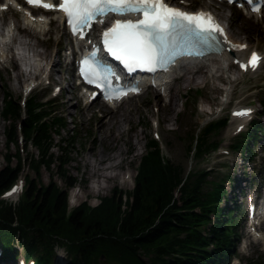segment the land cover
Returning <instances> with one entry per match:
<instances>
[{
    "label": "trees",
    "instance_id": "16d2710c",
    "mask_svg": "<svg viewBox=\"0 0 264 264\" xmlns=\"http://www.w3.org/2000/svg\"><path fill=\"white\" fill-rule=\"evenodd\" d=\"M5 96L1 117L8 123L6 149L18 146L20 122L24 145L37 151L29 159L31 171L40 178L41 168L51 171L55 167L65 186L73 187L77 178H71L65 167L71 160L75 136L62 138L55 145L53 136L59 135L65 124L60 116H51L58 104H45L32 96L22 109L16 100ZM261 104L264 116V102ZM225 124L222 119L194 134L192 156L200 159L217 149L219 145L210 142V137ZM250 126L249 141L264 134L259 121L253 120ZM239 143L242 141L232 147L240 148L251 161L250 147L247 143L239 147ZM53 147L60 154L51 152ZM146 148L133 190L123 194L114 188L96 207L83 203L69 211L65 191L56 184L35 188L32 180L26 181L27 187L16 205L0 201V242L6 256L11 257L14 244L20 242L29 255L37 258V264H51L54 247L59 244L67 249L69 264H100L103 259L110 264H228L238 235L231 219L233 212L217 206L224 193L223 180L210 181L211 173L206 170L185 174L181 166L163 158L151 139ZM18 154L17 149L15 167H10L12 156H0L6 162L0 171V194L19 177L24 160ZM206 186L210 189L204 190ZM256 264H264V259Z\"/></svg>",
    "mask_w": 264,
    "mask_h": 264
},
{
    "label": "rangeland",
    "instance_id": "374dc122",
    "mask_svg": "<svg viewBox=\"0 0 264 264\" xmlns=\"http://www.w3.org/2000/svg\"><path fill=\"white\" fill-rule=\"evenodd\" d=\"M167 1L186 10L196 11L202 9L212 12L227 27V33L232 36L233 41L243 43L250 50L254 48L264 54V17L248 21L249 17L241 11L214 0ZM0 5H3V0H0ZM1 6L0 17L3 15L4 18L3 21H0V40H2L3 35L7 32V26L12 21L19 22L18 31H14L13 33L16 43L12 45L11 50L6 54L4 62L0 63V156H12L10 158L12 163L10 167H15L17 159L14 156L18 149L19 158L24 160L20 164L21 171L18 182H22L23 184L25 180H32L35 188L42 186L43 189L51 184H56L60 190L67 193L68 200H72L75 204L87 203L90 207H95L102 198L110 196L114 188L120 189L123 194L133 190L135 187L134 178L140 158L147 150L146 143L149 139L152 140V138L157 141L155 143L158 148L160 147L163 158L175 165L181 166L185 170V174L190 171L195 173L206 170L211 173L208 179L218 182L222 179L224 180L231 173L232 167H234L235 189H237L238 185V189L234 192V204H241L240 189L246 190L248 180L249 182L258 183V181L264 179L263 142L257 144L255 147H253L251 141L247 143V147H250L256 156L254 158L256 165L253 164L254 162H250L248 157L245 158L242 152L240 155L241 160L239 159V152L231 154L235 150L232 149V146L239 140H242L243 137L241 136L246 137L245 134L249 128L242 129V133L237 136L235 130L239 124L238 121L233 122L229 118L228 123L217 134L211 135L210 142H215L219 145L216 152L206 153L198 159L192 156L195 143L191 144L194 134L197 135L201 131L198 126H204L209 122L225 118L228 116L227 111L229 112L230 109L238 106H250L255 114L254 120L257 118L256 120L264 126V117L261 111V103L264 101V62L259 71L253 74H241L235 67L230 66V70L225 77L215 78L214 81L208 78L206 75L207 67L203 66L201 71L205 74V81H203V78L192 80L189 83L174 81L171 84L168 95L171 99H165L163 94L157 95L153 93V90L149 89L142 96L122 103L116 111L101 108L102 105L97 101L90 106L84 105L79 98L80 92L73 93V100H68L69 103H66L68 96L65 95V92L62 94L61 99L60 96L54 97L58 101V105L53 110L51 116H60L65 122L63 129L58 133L59 135L54 134V143L57 145L60 139H68L72 135L75 136V141L70 149L71 160L65 168L71 178H77V182L73 187H66L65 183L57 176L55 167L51 171L41 168L39 170L40 178H37L28 165L30 156L33 155L35 157L37 155V151L31 145L27 144L25 146L24 142H21L17 147L12 145L10 150L6 149L5 130L8 123L4 122L1 117L4 106L3 102L6 100V94L17 102L24 98L23 87L27 84L23 83L25 78L21 77L18 81H15L14 77L20 68L24 66L23 55L29 61H34L35 58H32V56L35 51L42 54L45 53V55L39 57V59H43V62L36 66V69H42L39 73H47V64L52 58L55 71L51 74V78L53 81L58 80L56 83H62V86L65 87L64 85H67L68 81L70 82L71 80L70 71L66 67L56 64L58 61L53 56L56 51L55 48L59 44L62 47L65 45L69 46L70 44L66 41L64 28L54 14L43 15L48 25L44 31L38 33L34 29L23 26L20 15L15 10L7 9L3 11ZM24 42H30L37 45V47L23 51L20 44ZM224 65L228 66L230 64L225 61ZM215 75L217 77L219 73H215ZM39 79L37 77L35 81L39 82ZM226 79L229 80V86L226 85ZM46 85L47 81L39 82L36 89L26 99L30 96L41 98L46 95L48 92L45 89ZM73 86H69V88L73 89ZM226 87H231V89L228 104L223 108L220 101H225V93L222 89ZM48 96L49 98H53L51 93ZM172 102H175L174 105ZM172 106L174 109H172ZM110 111L120 112L119 114H126L127 111H131V114L128 115L131 121H127V117L122 116V141L119 143L111 142L109 138H106L107 134L100 135L98 133L99 123L109 121V118L106 117V112ZM206 112H215V114L206 117ZM19 126H21L20 122ZM112 132L114 134V130ZM155 134H157L156 137ZM99 138L102 140L99 141ZM242 143H239V147ZM51 152L55 155L60 154L55 147L51 149ZM102 153L105 156V160L100 167L109 165L110 163L118 164L115 170L105 171L107 175H113L114 173L118 177L109 180L107 189L95 194L93 193L92 186H94L96 180L101 179L97 178V176H91L90 166L84 162L88 160L90 164H93L95 159L98 160ZM118 153H120L119 158L112 159V156ZM232 155L233 158L231 159ZM5 166V160L0 157V171ZM26 187L27 184L24 185L23 189ZM209 189L210 187L207 186L204 188V190ZM20 193H18V196ZM15 198L11 197L9 200L14 201ZM233 215H231V219H233ZM210 218L212 219V216ZM233 224H237V227H239L242 223L241 221H235ZM240 237H243L244 240V231ZM5 241L9 244L8 240ZM247 242H249V237L247 238ZM237 243L238 241L235 242V249L232 252V256L234 255L235 257L231 256L228 264H256L259 260L264 259V240L260 246L248 247L245 250L247 256L241 255V249L244 250L242 242L240 241L238 245ZM19 245H21L20 242ZM57 253L58 250L54 252V255L57 256ZM59 253L62 259H64L66 251H59ZM143 259L149 263L147 257H143ZM100 264L110 263L103 259L100 261Z\"/></svg>",
    "mask_w": 264,
    "mask_h": 264
},
{
    "label": "snow or ice",
    "instance_id": "6c2138e0",
    "mask_svg": "<svg viewBox=\"0 0 264 264\" xmlns=\"http://www.w3.org/2000/svg\"><path fill=\"white\" fill-rule=\"evenodd\" d=\"M30 6L45 10H59L64 14L74 35L84 37V29L110 14L115 16H138L139 19H116L111 27L101 33L103 51L123 65L128 73L136 70L156 72L167 69L181 56H202L205 50L227 43L223 28L210 12L185 11L172 7L166 0H59L58 4L47 0H26ZM233 3L234 0H228ZM251 5L252 0H248ZM257 13L259 6H251ZM30 15V14H29ZM218 36L224 37L223 41ZM239 50L246 45H235ZM222 50V49H221ZM93 51L80 61V75L90 85L105 93L106 99H120L129 92H138V87L113 89L112 78L116 73ZM261 57L253 52L242 69H255ZM235 115H248L247 111ZM12 191H16L13 189Z\"/></svg>",
    "mask_w": 264,
    "mask_h": 264
},
{
    "label": "bare ground",
    "instance_id": "6f19581e",
    "mask_svg": "<svg viewBox=\"0 0 264 264\" xmlns=\"http://www.w3.org/2000/svg\"><path fill=\"white\" fill-rule=\"evenodd\" d=\"M3 5L7 7L8 10L10 9H14L16 10L19 15H20V20H21V24L29 29H34L36 30L38 33H41L42 31L45 30V28L47 27V21L45 20V17L43 16H38V17H28L26 16V12L24 10H22L20 8V6L17 4V2L15 0H3ZM259 16H253V17H249L247 20H255L256 18H258ZM4 16L2 15L0 17V21H3ZM19 28V22H11L8 26H7V32L3 35L2 40H0V63L2 64L4 62L5 56L6 54L11 50L12 45H14V43H16V39L13 38V33L14 31H18ZM3 29V28H2ZM20 30V29H19ZM3 31V30H2ZM5 31V30H4ZM229 39L232 40V36L229 34L228 35ZM235 41V40H234ZM236 43V42H235ZM241 45H244L243 43H241ZM20 46H22L21 50L25 51L28 50L29 48L35 49L37 47V45H34L30 42H24L23 44L21 43ZM254 49L252 48L251 50L248 48V46L244 47V50H241L239 52H230V53H223L220 56H210L208 58L199 60V61H193L190 62L188 64H184V65H180L176 70L173 71L171 77H172V83L174 81H180L181 83H189L192 80H197L198 78H203V81H205L204 79V73L203 71H201V68L207 67V71H206V75L208 76V78L210 80H215V78L219 79L221 78V76H225L228 71L230 70V66H232V60L233 59H246L247 55L253 51ZM256 51V50H254ZM232 54V55H231ZM21 55V54H20ZM42 55H45V53H39L37 51H35L33 53L32 58H35L34 61L30 60L27 58L26 56L23 55V65L26 67L28 66V68H30L29 72L24 71L22 68H20V70L18 71V73L16 74V76L14 77V80L18 81L21 77L25 78V81L23 83H27L23 90L27 91V90H31L30 85L33 83V81H35V79L41 78L43 73H39L41 72L42 69H36V66L43 62V59H39V57H41ZM260 55L262 56L263 54L260 53ZM262 59H264V56H262ZM227 61L230 65L225 66L224 62ZM48 63V61H47ZM217 65V67H216ZM48 67H49V73H53V71H55V66L53 61L50 59L49 63H48ZM196 69V70H194ZM180 72V73H179ZM254 72L252 71V69H249V71L247 73H251ZM215 73H219V75L216 77ZM236 80V79H235ZM202 81V82H203ZM170 80L167 79V77H161V78H157L156 80H154V88H153V93L157 94V95H164L165 99H171V97L169 95V91H170V87L171 84ZM230 84V83H227ZM144 89H146V86L142 87ZM230 88H224L222 89L223 92L225 93V97L228 98L229 92H230ZM174 101V100H173ZM173 103V102H172ZM175 103V102H174ZM173 103V105H174ZM223 101L220 102L221 105H223ZM103 109H107L105 107H102ZM119 107H110L111 111H116ZM109 109V108H108ZM172 109L173 106H172ZM106 112V117L109 118V121H106V123L104 122H100L98 125V133L101 135L103 134H107L106 138H109V140L115 143H119L120 141H122L121 136H122V116L127 117V121H131V118H129V114H131V111H127L126 114L122 113L119 114L120 112ZM119 114V115H118ZM215 114V112L209 113L206 112V117L209 116H213ZM116 115V116H115ZM159 118V117H158ZM157 118V120H158ZM160 120V118H159ZM158 120V123H159ZM242 122H245L244 120H242ZM160 125V123H159ZM112 130H114V134L112 132ZM102 139L99 138V141H101ZM120 153H118L115 156H112V159H115L116 157L119 158ZM105 160V156L102 153L98 160L95 159L93 164H90V162L88 160H86L84 163L86 165L90 166V175L91 176H97V178L101 179V180H96L94 182V186H92V190L93 193L97 194L102 190L107 189L108 187V182L111 179H115L116 177H118L117 174L114 175H107L105 174L106 170H115V168H117L118 164H109L103 167H100L101 165H103V161ZM115 172V171H114ZM111 174V173H109ZM102 181V182H101ZM241 191V195L244 194V190L240 189Z\"/></svg>",
    "mask_w": 264,
    "mask_h": 264
}]
</instances>
